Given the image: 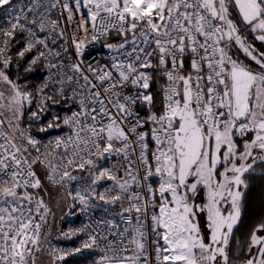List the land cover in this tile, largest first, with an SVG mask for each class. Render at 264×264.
Returning a JSON list of instances; mask_svg holds the SVG:
<instances>
[{
  "label": "snow or ice",
  "instance_id": "6c2138e0",
  "mask_svg": "<svg viewBox=\"0 0 264 264\" xmlns=\"http://www.w3.org/2000/svg\"><path fill=\"white\" fill-rule=\"evenodd\" d=\"M233 8L264 43V0H0V264H35L50 214L36 165L51 184H76L70 209L104 213L80 229L97 264H230L244 175L264 164V52L242 38ZM102 39L111 60L86 62ZM233 45L260 71L234 59ZM14 64L46 70L41 113L49 101L67 106L40 132L71 135L45 143L20 127L33 93L10 78ZM242 264H264V220Z\"/></svg>",
  "mask_w": 264,
  "mask_h": 264
},
{
  "label": "built area",
  "instance_id": "2783aa9c",
  "mask_svg": "<svg viewBox=\"0 0 264 264\" xmlns=\"http://www.w3.org/2000/svg\"><path fill=\"white\" fill-rule=\"evenodd\" d=\"M70 33H71V27L68 28V32L65 35V39H68V36L70 35ZM110 38H118L115 34L107 37V42L113 43V44H119L121 42V40L113 41ZM104 43H105V40L102 39L95 44H88L86 46L83 59L86 62H91L93 64H100V65L104 64L105 62L110 61L111 55L109 54L108 49L102 47ZM72 52L73 50L70 48L69 53L65 56V59H68L69 56L72 59H75V56L72 55ZM185 64H186V68L190 69V60H186ZM45 75H46V70L43 67H40V75L38 78H26L20 84L22 87L26 86L27 89L33 93L31 104H29L26 101V106L29 108L30 115L32 111H36V112L40 111L39 106H40V101L42 97H41V94L38 92V89L43 84ZM157 76L161 80V82H159L157 86V90L161 94V98L163 100L162 87L167 82L165 79L161 78L159 74H157ZM57 99L59 100L60 98L57 97ZM44 106H46L48 111H45L42 113L40 112L41 113L40 120H39L40 123H41V117L42 118L45 117V120L43 121L42 126H46L48 121H50L54 115H59L63 117L65 115V112L62 109L67 107L66 105L63 104L62 100L59 104L55 106H53L50 101ZM58 135L67 136V135H71V133L69 132L66 126L61 125L60 129L49 130L47 133L42 132V136L36 137V139L41 140L42 142L46 143L49 140H54ZM75 187H76V184L72 183V184H66L61 188H63V190L67 194H69V192H72V194L74 195ZM103 215L104 213L102 211H96L95 213H91L87 211L82 212L80 210L79 205H77V207L72 211V214L66 218L65 225L60 231V235L58 239L47 244V247L52 251V253H53V250H55L56 256L61 257L60 259L55 261V264H69L67 263L68 259L70 258L75 259V258H79L82 256L93 257L94 259L99 261L100 255H101L100 249L95 248V247L93 248L83 247V244L88 239V236L86 232L80 231V229H82L85 225L92 223L94 216H103ZM117 222L118 223L120 222L119 218H117ZM121 227H123L122 223H121ZM43 233H44V229L42 230L41 237ZM77 249H79V251H76ZM152 258L154 261V258H155L154 250L152 251Z\"/></svg>",
  "mask_w": 264,
  "mask_h": 264
},
{
  "label": "trees",
  "instance_id": "16d2710c",
  "mask_svg": "<svg viewBox=\"0 0 264 264\" xmlns=\"http://www.w3.org/2000/svg\"><path fill=\"white\" fill-rule=\"evenodd\" d=\"M234 9H231L233 11ZM113 41H120V38H110ZM21 64L23 61L20 62ZM249 68H254L250 66V63L244 62ZM10 78L16 79L19 84H21L26 78H38L40 75V67L35 68L32 72H25L21 67L19 70L14 66L9 71ZM161 82L158 76L155 77L152 91L155 97V106L154 111L162 110V98L161 94L157 90V86ZM46 108V106H44ZM29 108L25 107V117L29 119L31 115L29 114ZM39 115H41L40 111H38ZM40 120V119H39ZM39 120L37 121L38 128L32 129L31 133L36 138L42 136V132H40V128L43 125V121L45 117H41V123ZM239 138H237L238 140ZM241 146V150L243 148V141H238ZM254 170L250 173H245L244 179L247 184V187L241 186V191L243 192L242 198V207H241V217L235 228L233 229L232 236L229 240V262L233 264L235 261L238 264H242L243 260H245L248 256V242L252 228L264 220V164H262L259 160H257L256 164L253 166ZM202 203L201 195L196 197V203ZM204 217V216H203ZM66 220V219H65ZM65 220L61 223L60 230L57 232L50 233L48 231L47 226L44 228V233L40 239L39 247H47V244L51 241L57 240L60 231L65 225ZM201 220V218H200ZM202 224L205 225V221H201ZM255 252V249H253ZM97 260L93 257L82 256L75 259H68L67 263L69 264H97Z\"/></svg>",
  "mask_w": 264,
  "mask_h": 264
},
{
  "label": "rangeland",
  "instance_id": "374dc122",
  "mask_svg": "<svg viewBox=\"0 0 264 264\" xmlns=\"http://www.w3.org/2000/svg\"><path fill=\"white\" fill-rule=\"evenodd\" d=\"M231 13H232V15H236L238 12L234 9L233 11H231ZM236 16L239 17V15H236ZM232 18L234 19L235 16H232ZM236 23H237L238 27L242 30L243 33L249 32L250 34H252L250 29L246 28V26L243 24V22L241 20L239 22L236 21ZM252 35L254 36V34H252ZM244 37L248 38V40L251 42L252 39L248 36V33H245ZM254 40H255V44H256V45L254 44V46L256 47V49H257V46L261 47L259 44H263V43L256 40L255 36H254L252 42ZM261 52H264V50H262ZM234 57L236 60H238L239 62H241L243 64H244V62L249 61V59H248L249 57H246L248 61H246V59L244 57H239L238 55H235ZM250 66L254 67L255 65H254V63L253 64L250 63ZM257 68L258 67L255 66L252 69H255V71H257L258 70ZM13 80L17 81L16 79H13ZM0 91H4L5 95H7L8 94L7 86L0 83ZM25 107H26V101L24 103L23 116L20 119V127L31 132L32 129L38 128V124H37V121L35 118L29 119V118L25 117ZM4 117L10 118L11 113L5 112ZM1 118H3V117H1ZM29 124L31 125L30 128H29ZM33 155H35V153H33ZM36 171H37V174L41 177V180L43 182V186H42V188L35 189L34 191L38 194L39 197L43 198L44 202L47 204L48 208L50 209V214L47 217L48 231H50V233L57 232L60 230L61 223L67 217H69L72 214L73 209H70L69 206L73 203V200L69 196V194H67L63 190V188H61L58 185L51 184L47 181L46 177L44 176L45 169L42 165H36ZM201 195H202V193H201ZM198 196H200V195H198ZM203 216L204 215L201 214L199 217V220L201 218V220H200L201 228H202V230H205L206 228L204 227V224H202V222H201L202 220L205 221ZM203 232H204L205 236H207V230H205ZM35 264H53V253H52V251L48 247H46V248L41 247L40 250L38 252H36V254H35ZM233 264H238V263H236L234 261Z\"/></svg>",
  "mask_w": 264,
  "mask_h": 264
},
{
  "label": "crops",
  "instance_id": "0c3cea01",
  "mask_svg": "<svg viewBox=\"0 0 264 264\" xmlns=\"http://www.w3.org/2000/svg\"><path fill=\"white\" fill-rule=\"evenodd\" d=\"M230 11H231V9H230ZM236 15H239L238 13L236 14ZM236 15H232V16H235V18H234V20L235 21H240V18L239 17H237ZM245 33H248V36L253 40V38H254V36L252 35V34H250L249 32H242V30L240 29V34H241V36H242V38H244L245 40H246V42L248 43V44H251V45H253L254 46V44H255V40L252 42V40H251V42L248 40V38H246V37H244V35H245ZM256 45V44H255ZM261 47H259V46H257V50L259 51V52H261L262 50H264V43L263 44H259ZM256 48V47H255ZM229 54L235 59V55H238L239 57H244L245 59H246V61H248L247 60V58L246 57H248L240 48H239V46H237V45H233L231 48H230V51H229ZM249 59V61H248V63H251V64H253L254 63V65L256 66V67H258L257 69V71H255V69H251V70H253L254 72H259L260 71V66L259 65H257L256 63H255V61H253V60H251V58L249 57L248 58ZM254 66V67H255ZM237 141H241L240 139H238ZM242 150H243V148H242Z\"/></svg>",
  "mask_w": 264,
  "mask_h": 264
},
{
  "label": "flooded vegetation",
  "instance_id": "af4514ba",
  "mask_svg": "<svg viewBox=\"0 0 264 264\" xmlns=\"http://www.w3.org/2000/svg\"><path fill=\"white\" fill-rule=\"evenodd\" d=\"M197 204H199V202L197 201ZM205 229V228H204ZM205 230H207V229H205ZM205 230H202V231H205ZM218 260H219V258H218Z\"/></svg>",
  "mask_w": 264,
  "mask_h": 264
},
{
  "label": "water",
  "instance_id": "95a60500",
  "mask_svg": "<svg viewBox=\"0 0 264 264\" xmlns=\"http://www.w3.org/2000/svg\"><path fill=\"white\" fill-rule=\"evenodd\" d=\"M236 226V225H235ZM235 226H234V228H235Z\"/></svg>",
  "mask_w": 264,
  "mask_h": 264
}]
</instances>
